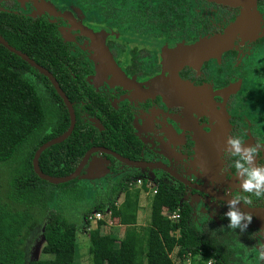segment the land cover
Wrapping results in <instances>:
<instances>
[{"label": "trees", "instance_id": "1", "mask_svg": "<svg viewBox=\"0 0 264 264\" xmlns=\"http://www.w3.org/2000/svg\"><path fill=\"white\" fill-rule=\"evenodd\" d=\"M70 2L103 25L140 36L184 41L200 39L204 33H212L213 23H221L209 10L210 3L240 7L209 0ZM0 26V36L52 73L71 101L79 77H73L78 76L70 66L73 58L61 50L55 28L41 17L7 12L0 13ZM250 59L252 71L246 68L241 78L264 93V51L259 61L256 53ZM66 71L65 80L58 76ZM249 97L254 124L264 134V96L260 104L251 92ZM67 128V112L48 80L0 46V264H74L79 230L58 208L62 196L80 205L92 264H187L186 260L191 264L210 260L215 264H261L256 258L253 231H233L228 221L193 225L190 208L181 202L182 189L158 183L152 194L146 186L149 180L139 173L115 181L107 179L101 186L84 176L61 185L38 179L32 170L35 151ZM113 141L120 142L113 130L99 134L92 125L77 119L70 137L40 156L39 168L51 177L68 176L87 150L94 146L117 148ZM136 178L142 181L139 189L130 187ZM120 196L123 199L118 202ZM145 205L150 207L149 225L141 226ZM174 212L180 214L177 222L168 217ZM93 213L100 214L101 220L91 229ZM109 223L112 228L106 233ZM40 226L44 258L26 261L25 241ZM115 227L122 228L119 234Z\"/></svg>", "mask_w": 264, "mask_h": 264}, {"label": "flooded vegetation", "instance_id": "2", "mask_svg": "<svg viewBox=\"0 0 264 264\" xmlns=\"http://www.w3.org/2000/svg\"><path fill=\"white\" fill-rule=\"evenodd\" d=\"M213 1L219 2L209 0ZM70 3V0H0V13L41 17L55 28L61 50L73 58L70 66L78 75L73 77H79L78 90L71 101L48 72L71 104L75 124L79 119L92 125L99 134L110 129L120 137V142L113 141L117 148L94 146L83 157L93 148H102L151 166L134 170L109 155L95 152L79 178L92 176L91 183L101 186L107 179L115 181L139 173L153 185L163 183L171 189H182L181 202L190 208V220L196 227L206 222L220 225L228 221L225 216L228 201L233 194L240 193L241 180L230 167L234 158L227 155L222 144L210 145L208 153H201L198 139L213 132L216 117L221 115L229 125L227 137L240 136L244 147H256L258 155L253 166L264 167V134L255 126L253 108L248 102L252 84L241 78L246 68L251 70L250 56L256 53L259 61L264 51V0H253L248 7L251 17L248 37L237 35L231 48L219 58H210L199 67L180 64L178 69V58L169 61L165 52L222 35L241 17L243 8L210 3L209 10L221 23H213L216 27L212 33H204L200 39L184 41L140 36L106 26ZM253 17L258 19L254 21ZM101 48H106L110 57L98 56ZM66 74L67 71L60 72L58 76L65 80ZM230 88L233 89L230 95L225 98L219 95ZM65 110L69 127V113L66 107ZM251 199V207L243 203L237 207L252 217L245 230L254 232L252 239L257 253L255 234L259 231L264 235V212L251 214L244 209L264 210V199L257 200L254 195Z\"/></svg>", "mask_w": 264, "mask_h": 264}, {"label": "water", "instance_id": "3", "mask_svg": "<svg viewBox=\"0 0 264 264\" xmlns=\"http://www.w3.org/2000/svg\"><path fill=\"white\" fill-rule=\"evenodd\" d=\"M217 1H219V2L221 1L224 3L230 4V5L242 7L243 13H241L242 14L241 17L234 24L229 26L222 35H215V36L210 37V38H204V39L200 40L199 42H197L196 44H194L188 48H179L177 55L171 56L173 58H178V61H179L178 66H177V63L175 64L177 66V69H178L180 64H181L180 66H184V65H191L192 66V65H194L196 67H199V65L202 62H204L210 58H219L221 56L222 52L227 51L229 48H231L232 43H233V39L237 35L241 36V38H245V37L249 36L250 30L247 29V24L249 22V19H251V17L248 14V11H249L248 7L252 4L253 0H217ZM253 19H254V17H253ZM257 19H258V17H255L254 21H256ZM0 46H2L4 49H6L11 54L20 58L24 63H26L32 69H34L39 74H41L42 76L47 78V80L51 83V85L53 86V88L57 92V95L61 98L63 104L65 105V107L67 108L68 113H69L70 122H69L68 129L63 134H61L60 136L46 142L42 146H40L34 153V156L32 158V170L38 179H40L44 182H47L51 185H61V184L71 182V181L79 178L80 173H81L82 169L84 168V166L86 165L89 157L95 152H100V153H104L106 155H109L110 157L114 158L115 160H117L121 164L129 167L130 169L143 170L147 167L151 168L150 165H147V164H144L141 162L130 161V160L125 159V158H123V157H121V156H119V155H117L111 151H108L106 149L93 148L85 154V156L81 160L79 166L77 167V169L72 174L65 176V177H59V178L45 175L39 168L40 156L50 147L61 144L70 137L71 133L73 132L74 126H75V115H74L72 106L69 103L67 97L64 95V93L62 92V90L58 86L56 80L53 78V76L47 70H45L44 68H42L41 66L36 64L28 56L22 54L21 52H19L15 48L11 47L1 36H0ZM100 47L101 46H99L98 48L100 49ZM99 49L97 51L98 56L99 55H101V56L105 55L107 57L108 56L110 57V54L106 48H101V50H99ZM167 56L170 57L169 54H167ZM103 61L105 62L106 60H103ZM122 78H123V80H126V78L124 76ZM177 82L180 85H183L179 82L178 79H177ZM232 91H233V89L230 88V89L222 91V93L219 95H221V96L226 95L227 96V95H230V93ZM198 92H199L198 94H200V91H198ZM228 128H229L228 123L223 120L221 115L217 116L216 117V126H215V129L213 130V132L208 134V135H201L200 139H198L199 140L198 143H200L201 153H208L210 150V145L212 146V145L222 144V145H224V147H227L226 146V137L228 135ZM162 169H164V168H162ZM167 172L170 175H172L170 171H167ZM92 178H94V177L91 176V177H88L87 179H92ZM97 178H99V177H97ZM244 210L247 211L248 213H251V214L264 212V210H257V211L248 210V209H244Z\"/></svg>", "mask_w": 264, "mask_h": 264}, {"label": "clouds", "instance_id": "4", "mask_svg": "<svg viewBox=\"0 0 264 264\" xmlns=\"http://www.w3.org/2000/svg\"><path fill=\"white\" fill-rule=\"evenodd\" d=\"M226 153L234 158L231 168L235 175L240 178V193L233 194L228 201V211L225 216L228 219V228L244 232L251 223V215L242 212L237 205L243 203L247 207L252 206L251 196L257 200L264 199V167L253 166V161L258 155L257 148L253 146L244 147L240 136L226 137ZM245 193L251 195H244ZM257 237V258L264 261V235L258 231Z\"/></svg>", "mask_w": 264, "mask_h": 264}, {"label": "rangeland", "instance_id": "5", "mask_svg": "<svg viewBox=\"0 0 264 264\" xmlns=\"http://www.w3.org/2000/svg\"><path fill=\"white\" fill-rule=\"evenodd\" d=\"M178 53V48H174L169 50L168 52H165V57L167 60L172 61L173 57L172 55H177ZM169 54L170 57L167 56ZM244 90V88H243ZM258 90V91H257ZM251 94L256 96V99H258V104L262 103V96H264V93H261V90L259 89H252ZM263 94V95H262ZM262 95V96H260ZM226 95L222 96L225 98ZM250 96V95H249ZM250 98V97H249ZM251 99H249V102ZM21 160V157H19V161ZM120 198V197H119ZM118 198V199H119ZM62 199L60 201V204L58 208H60V211L65 214L66 218L70 220L71 222H74L78 226V234H77V250H76V255H75V262L74 264H92L91 261V256L89 255V241H88V236H87V228L84 223V219L82 215L80 214V205L75 203V201L69 199V197L62 196ZM120 201V199H119ZM62 204V205H61ZM65 206V207H63ZM96 214L93 213L92 216ZM143 218V219H142ZM142 221L140 219V224L141 226H148L149 225V219H150V207L148 205H145V211L142 216ZM89 227L91 229H94L96 227V223L93 221H90ZM112 228V225H107V227L104 229V232L109 233ZM116 233L119 234L120 230L122 228L115 227ZM42 228L37 227L27 238L25 241V246H24V252H25V257L26 261H37L41 258H44L41 254V249L43 245V238H42ZM123 234V232H122ZM120 236V235H119ZM174 255H172L173 258Z\"/></svg>", "mask_w": 264, "mask_h": 264}, {"label": "built area", "instance_id": "6", "mask_svg": "<svg viewBox=\"0 0 264 264\" xmlns=\"http://www.w3.org/2000/svg\"><path fill=\"white\" fill-rule=\"evenodd\" d=\"M141 185H142V181L139 180V179H137V180H135V181L132 182V184L130 185V187H133L134 186L135 188L139 189L141 187ZM146 186L149 189V191H151L152 194H155L156 193V191L153 190L154 189V185H153V183L151 181H148V184ZM168 217H169V219L171 221L177 222L180 219V214H179V212H174L171 215H169ZM100 220H101V215L100 214H97V213H96V215H94V216H92V217L89 218V221H93L94 223H97ZM109 225H111V223H109ZM186 263L187 264H191L190 263V260H186ZM204 264H215V263L210 260V261H208V262H206Z\"/></svg>", "mask_w": 264, "mask_h": 264}, {"label": "crops", "instance_id": "7", "mask_svg": "<svg viewBox=\"0 0 264 264\" xmlns=\"http://www.w3.org/2000/svg\"><path fill=\"white\" fill-rule=\"evenodd\" d=\"M208 60H209V59H208ZM119 199L122 201L123 197H121V196H120V198H119ZM118 202H119V200H118Z\"/></svg>", "mask_w": 264, "mask_h": 264}]
</instances>
